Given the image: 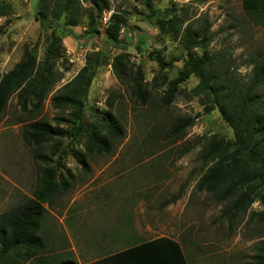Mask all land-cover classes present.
I'll use <instances>...</instances> for the list:
<instances>
[{
	"label": "rangeland",
	"instance_id": "1",
	"mask_svg": "<svg viewBox=\"0 0 264 264\" xmlns=\"http://www.w3.org/2000/svg\"><path fill=\"white\" fill-rule=\"evenodd\" d=\"M77 1L78 25L72 28L64 19L38 15L40 0H0L5 4L0 16V75L20 62L26 49L34 48L40 62L52 29L60 37V58L50 62L53 87L42 105L23 111L13 94L0 113V214L32 197L42 170L49 166L56 170V180L66 181L68 187L50 207L43 204L47 212L37 235L48 255L59 259L55 254L69 251L83 264L130 242L165 236L180 242L188 264H248L264 242V207L257 200L246 213L229 214L226 208L236 197L220 203L197 189L205 172L199 160L203 146L212 136L231 142L233 131L217 109L205 112L209 101L193 91L198 78L191 75L170 85L184 67L187 51L179 35L160 38L155 21L171 16V11L179 16V30H204L208 25L212 39L206 49L218 63V73L231 86L244 87L252 66L260 61L258 53L264 55L260 16L244 10L241 0H156L152 8L160 14L154 15L145 0H107L108 8L99 17ZM113 12L125 17L117 45L105 35ZM91 22L98 35H88ZM155 51L173 60L172 66L160 69L148 57ZM97 53L100 62L95 65L92 54ZM191 53L202 51L195 48ZM122 55L127 72L140 79L148 94L144 104L130 96L125 78L115 76L114 60ZM84 66L90 81L79 121L70 110L53 108L51 97ZM257 92L264 106V82ZM110 116L122 127V137L112 138L103 130L102 118L108 121ZM38 120L63 130L40 151L22 138L24 125ZM188 120L193 123L182 135L171 133L173 126ZM92 130L110 143L108 153L85 148L86 134ZM18 263L35 260L23 250L0 251V264Z\"/></svg>",
	"mask_w": 264,
	"mask_h": 264
},
{
	"label": "trees",
	"instance_id": "2",
	"mask_svg": "<svg viewBox=\"0 0 264 264\" xmlns=\"http://www.w3.org/2000/svg\"><path fill=\"white\" fill-rule=\"evenodd\" d=\"M82 1L95 10L97 17L104 9L108 8L107 0ZM145 1L150 13L152 15L157 13L152 8L153 2L156 0ZM3 6L5 8V4L0 2V16L4 13L2 12ZM40 6L38 15L42 18L51 17L58 21L64 19L66 27H77L80 8L77 0H40ZM241 6L250 13H257L264 26V0H241ZM168 14L171 16L166 14L165 19L158 18L155 21L160 38L179 35L182 49L187 51L184 67L177 72V77L170 85L175 87L186 81L191 75L198 78L199 83L193 91L197 96H206L209 101L210 104L205 108V112L209 113L217 109L233 131L231 142L212 136L203 146L199 160L202 161L205 172L196 184L197 189L216 196L220 203L228 202L236 197L226 208L225 212L229 214L246 213L257 200L264 207V106L261 105L263 99L257 92L264 82V55L258 53L260 61L252 66L250 81L244 87L243 85L240 87L231 86L230 82H225V78L218 73V63L206 49V45L212 39L207 34L208 25L204 30H193L190 26L179 30L180 26L177 25L179 16L171 11ZM124 22L125 17L118 13L113 12L110 15L105 35L107 41L112 45L120 43L119 31ZM68 35L70 36V34ZM88 35H98L93 22L90 23ZM59 38L52 29L45 57L40 62L36 59L34 48L26 49L22 60L10 71L0 75V113L3 112L8 99L13 94L16 95V102L23 111L29 106L37 109L42 105L53 87V72L50 62L60 58L57 45ZM195 48H199L202 54H192L191 50ZM92 55H94L95 65L99 64L98 53ZM148 57L155 61L160 69L172 66L173 60L166 61L159 51L150 52ZM124 58L125 56L122 55L114 60L115 76L125 78L123 83L128 85L130 96L144 104L148 94L142 89L143 85L140 79L127 72ZM86 73L87 66H84L71 81L62 85L56 91V95L51 97L53 108L70 110V113L79 121L84 115V98L90 81L86 77ZM120 81L122 82V80ZM164 98H166V104L172 101L169 93ZM104 119L105 117L102 118L103 130L112 138L122 137L123 130L116 119L113 116H110L108 121ZM192 123V120L179 122L171 128V133L182 135ZM90 132L86 134L85 148L89 152L108 153L111 146L105 137L98 130ZM62 133L63 130L60 128L52 127L44 120H38L24 125L22 138L40 151L44 145L54 143L55 136ZM39 155L43 157L41 154ZM67 187L66 181L56 180L54 168L48 166L42 170L32 197L25 198L21 203L0 214V251L2 254L19 249L23 250L24 256L30 260L34 259L35 264H77L70 257L69 251L55 254V256H59V259L46 254L49 253V250H45L44 240L37 235L41 229V220L47 212V208H44L43 204L50 207L55 197L66 191ZM244 187H247V190L243 189ZM239 192L240 194L237 195ZM252 214L254 213L252 212L250 215ZM260 215L264 218V210ZM124 247L130 246L125 245ZM132 252L133 256H145V258H163L160 256H164V259L170 262H175L176 260L173 259L178 257L180 264H188L180 246L166 238L143 243L133 249L128 248L113 255L115 257L109 260L111 262L119 259L128 260L130 257L132 258ZM248 264H264V242L257 246L255 253L250 256Z\"/></svg>",
	"mask_w": 264,
	"mask_h": 264
},
{
	"label": "crops",
	"instance_id": "3",
	"mask_svg": "<svg viewBox=\"0 0 264 264\" xmlns=\"http://www.w3.org/2000/svg\"><path fill=\"white\" fill-rule=\"evenodd\" d=\"M69 38V37H67ZM161 238H166L167 240L171 241V242H174L176 244H178V246H180L181 250H182V247H181V244L179 241H177L176 239H173V238H170V237H157V238H153V239H150V240H146V241H139V242H136V243H133V242H130V247L128 248H135L143 243H148V242H152V241H155V240H158V239H161ZM135 244V245H133ZM171 247V245H170ZM127 247H123L122 249H119V250H116V251H113L111 253H108V254H103L101 256H95V257H90L88 259V261H84L82 262L83 264H141L140 262H143L145 264H180L179 260H178V257L176 259H173V260H176L175 262H170L168 260H165L164 259V256H160V257H163V258H145V256H133V252H132V258L130 257L128 260H117V261H110L109 259L115 257L113 255L115 254H118L126 249H128ZM142 253V252H140ZM173 253H175L173 251ZM182 254H183V257H185V254L182 250ZM72 255V254H71ZM139 255H142V254H139ZM73 260H75L72 256H70ZM169 257V256H168ZM76 261V260H75ZM76 263L78 264V262L76 261Z\"/></svg>",
	"mask_w": 264,
	"mask_h": 264
}]
</instances>
